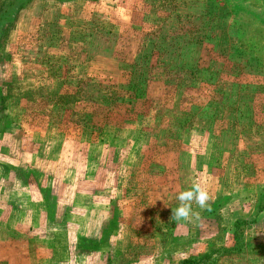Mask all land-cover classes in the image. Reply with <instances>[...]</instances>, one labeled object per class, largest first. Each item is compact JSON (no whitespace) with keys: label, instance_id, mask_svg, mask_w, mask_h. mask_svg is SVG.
Here are the masks:
<instances>
[{"label":"rangeland","instance_id":"obj_1","mask_svg":"<svg viewBox=\"0 0 264 264\" xmlns=\"http://www.w3.org/2000/svg\"><path fill=\"white\" fill-rule=\"evenodd\" d=\"M8 18L0 264H264V0H30ZM194 182L214 228L171 220Z\"/></svg>","mask_w":264,"mask_h":264},{"label":"clouds","instance_id":"obj_2","mask_svg":"<svg viewBox=\"0 0 264 264\" xmlns=\"http://www.w3.org/2000/svg\"><path fill=\"white\" fill-rule=\"evenodd\" d=\"M177 200L179 206L172 209L171 220L175 222L195 221L198 226H207L209 228L216 227L215 223L211 220H205L199 212L193 210V203H195L200 209L212 212L211 207V195L210 192L201 185L199 182L192 183L190 189L184 190L178 193Z\"/></svg>","mask_w":264,"mask_h":264},{"label":"trees","instance_id":"obj_3","mask_svg":"<svg viewBox=\"0 0 264 264\" xmlns=\"http://www.w3.org/2000/svg\"><path fill=\"white\" fill-rule=\"evenodd\" d=\"M29 2H30V0H19L17 2L15 0L3 1L1 6H0V21H1V19H4L5 16H9L8 19L11 21L12 19H14L15 15L20 10H22ZM256 15L258 17L262 16V14L260 15V13H258V12H256ZM0 24H1L0 27H2L3 23H0ZM240 29H241V27H240ZM199 42H202V41H199ZM192 44H194V42H192ZM250 46H252L251 48L256 47L255 44H251ZM192 49L193 48L189 49L191 53H189V50L187 51L186 59L189 58V60H193L195 58L194 51ZM249 56H252V55H249ZM132 91H134V89H132ZM6 100H7V97L4 93L2 86H0V133H2L3 131L5 132L6 130L12 128V125H13L12 117H11L10 113L8 112V104H7ZM221 199L222 198H219V200H221ZM216 203H217V200L212 202L211 207L213 205H215ZM205 214L208 215L207 212H205ZM211 256L212 255H210V257ZM204 257H209V254H205L202 258H204Z\"/></svg>","mask_w":264,"mask_h":264}]
</instances>
